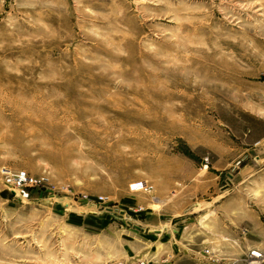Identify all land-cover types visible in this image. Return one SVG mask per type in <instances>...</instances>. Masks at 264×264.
Masks as SVG:
<instances>
[{
    "label": "rangeland",
    "instance_id": "374dc122",
    "mask_svg": "<svg viewBox=\"0 0 264 264\" xmlns=\"http://www.w3.org/2000/svg\"><path fill=\"white\" fill-rule=\"evenodd\" d=\"M218 220L264 264V0H0V264H205Z\"/></svg>",
    "mask_w": 264,
    "mask_h": 264
},
{
    "label": "crops",
    "instance_id": "0c3cea01",
    "mask_svg": "<svg viewBox=\"0 0 264 264\" xmlns=\"http://www.w3.org/2000/svg\"><path fill=\"white\" fill-rule=\"evenodd\" d=\"M130 199V198H129ZM133 199V198H132ZM155 204H151L147 201L142 202L141 206H138V210L142 211L141 213L144 214L145 218H144V223L143 226L145 227H149V226H161L163 228H166L168 221H166V219H164L165 221L161 220V211H160V207L159 208H153V205H159V200L158 198H155ZM159 201V202H158ZM137 203V202H136ZM159 209V210H158ZM161 212V213H160ZM150 218H153V222L148 221V219L150 220ZM217 225L215 226H209L208 227V232H209V246H207L208 251H207V255H206V260H205V264H218V261H212V259H221V221L218 220L217 221ZM172 227V225H171ZM174 227V226H173ZM173 230V232H177L178 230L175 228H171ZM156 230L158 233L161 232L160 229H153ZM179 237V235H178ZM177 236L173 237V240L177 242H180V240H178ZM211 239V240H210ZM206 248V247H205ZM203 249V248H202ZM202 249L200 250V252H202ZM183 251V249H181L179 252L181 253ZM194 264H196V262H194Z\"/></svg>",
    "mask_w": 264,
    "mask_h": 264
},
{
    "label": "built area",
    "instance_id": "2783aa9c",
    "mask_svg": "<svg viewBox=\"0 0 264 264\" xmlns=\"http://www.w3.org/2000/svg\"><path fill=\"white\" fill-rule=\"evenodd\" d=\"M4 179L9 184L13 197L20 200H29L31 197L30 187L40 182L39 179L29 176L25 170L8 172L5 174ZM129 188L135 191L142 190L148 192L152 189V186L145 180H138L129 184ZM106 199L107 197L99 196V200L96 203L99 206L100 201H105ZM252 254L260 256V253L256 251H252ZM212 261H216V259H212ZM135 264H146V262L143 259H137Z\"/></svg>",
    "mask_w": 264,
    "mask_h": 264
},
{
    "label": "water",
    "instance_id": "95a60500",
    "mask_svg": "<svg viewBox=\"0 0 264 264\" xmlns=\"http://www.w3.org/2000/svg\"><path fill=\"white\" fill-rule=\"evenodd\" d=\"M107 210H112L111 208H106ZM114 211H118V213H120V214H124V211H122V210H118V209H113ZM135 228H139V229H141L140 227H138V226H134Z\"/></svg>",
    "mask_w": 264,
    "mask_h": 264
}]
</instances>
